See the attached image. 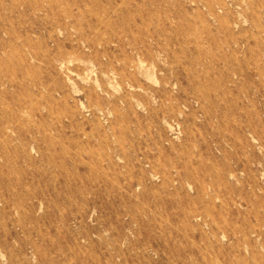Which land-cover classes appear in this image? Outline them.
Wrapping results in <instances>:
<instances>
[{
	"label": "rangeland",
	"instance_id": "rangeland-1",
	"mask_svg": "<svg viewBox=\"0 0 264 264\" xmlns=\"http://www.w3.org/2000/svg\"><path fill=\"white\" fill-rule=\"evenodd\" d=\"M0 264H264V0H0Z\"/></svg>",
	"mask_w": 264,
	"mask_h": 264
},
{
	"label": "bare ground",
	"instance_id": "bare-ground-1",
	"mask_svg": "<svg viewBox=\"0 0 264 264\" xmlns=\"http://www.w3.org/2000/svg\"><path fill=\"white\" fill-rule=\"evenodd\" d=\"M11 2V1H10ZM243 40V39H242ZM180 115V114H179Z\"/></svg>",
	"mask_w": 264,
	"mask_h": 264
}]
</instances>
